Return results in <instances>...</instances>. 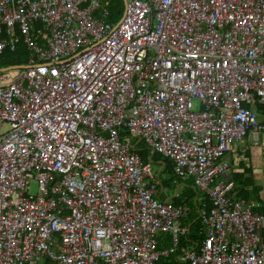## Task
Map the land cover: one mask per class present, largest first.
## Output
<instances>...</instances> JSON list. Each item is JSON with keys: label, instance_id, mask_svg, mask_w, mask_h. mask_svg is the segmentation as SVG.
<instances>
[{"label": "built area", "instance_id": "2783aa9c", "mask_svg": "<svg viewBox=\"0 0 264 264\" xmlns=\"http://www.w3.org/2000/svg\"><path fill=\"white\" fill-rule=\"evenodd\" d=\"M108 5L0 0V55L29 50L0 71V264H264V211L223 161L264 133V0H126L118 24ZM136 139L210 197L196 246Z\"/></svg>", "mask_w": 264, "mask_h": 264}, {"label": "trees", "instance_id": "16d2710c", "mask_svg": "<svg viewBox=\"0 0 264 264\" xmlns=\"http://www.w3.org/2000/svg\"><path fill=\"white\" fill-rule=\"evenodd\" d=\"M105 3L108 2L107 0H103ZM110 7V17L108 19L109 22L113 24H118L121 21V18L124 15L126 3L124 4V7L122 8V1L121 0H114L112 2L109 1ZM28 63V49L26 47V44L24 42H19L17 44L16 50L12 51L9 49H6L1 55H0V70L12 68L16 66L25 65ZM264 107H258V109L262 112ZM134 144L137 146V150L140 153V157L142 160L147 164V162H152L154 165H158V167L161 168L159 181L161 183V188L159 189V193L161 192L162 187L166 186V183L162 179V175L168 176L169 175V182L171 184L183 186L181 183V180H176L174 176L173 171V164L172 161L165 158L164 156L155 153L152 154V152L142 143V141H139V139H136L134 141ZM231 178L227 177L225 180L229 181ZM235 183H238L237 179L235 177L232 178ZM236 185V184H235ZM189 187L191 190H182L179 191L177 196L173 198V203L176 204H188L192 208V213L188 220H185L184 224L185 226H191L192 230V243L188 241H183V245H194L199 242V230L201 227V217L200 212L202 211L203 207H207L208 209H211L213 206V203L210 199V197L205 194L203 191L198 189L194 183L193 179H189ZM237 189V187H236ZM238 191V190H237ZM239 198H245L251 201L252 195L249 194L248 190H246L244 187H241L238 191ZM247 200V201H248ZM253 200V199H252ZM262 209H260L261 211ZM186 240V239H184ZM172 242V239L169 235L162 238L160 240V248H163L164 246H169ZM180 252H178L179 254ZM177 255H173L170 257H161L159 260H157L154 264H186L185 262H181L176 258Z\"/></svg>", "mask_w": 264, "mask_h": 264}, {"label": "crops", "instance_id": "0c3cea01", "mask_svg": "<svg viewBox=\"0 0 264 264\" xmlns=\"http://www.w3.org/2000/svg\"><path fill=\"white\" fill-rule=\"evenodd\" d=\"M28 54H29V50H28ZM223 161L226 162V164H228L230 167V171L226 174L225 178L229 177L231 178V180L229 179V181H233L235 183V181L232 179L233 177H235L238 181V183H235L236 184L235 185L236 196H238V191L239 189H241V187H244L246 190H248L249 194L252 195V197L250 198L251 201H249L248 199L247 201L245 198H239V197L237 198L244 199L247 202H255L258 205L257 210L260 211V209H262L261 212H263L264 211V133L261 135L260 142L258 145H254L253 137L249 134L242 142L236 143L232 147L231 151L225 156ZM153 167L155 169V177L158 183V191H159V189L161 188V183L159 181L161 168L158 167V165H154V164H153ZM168 178H169V175L168 176L162 175V179L166 183V186L162 187L160 193L158 192V197L162 199L163 201L173 203V198L177 196L180 189L174 188L173 184L169 182ZM174 204L180 205L176 203ZM184 205L186 204L184 203ZM211 209H208V210H211ZM191 234H192V231H191ZM167 235H169L172 239L171 244L169 246H164L163 248H160L159 247L160 240L166 237ZM184 239H186L184 236L180 237V246H186L182 244V240L186 242L188 241V239L186 240ZM159 243H158L159 250L173 248L174 247L173 235L169 232L160 233ZM178 252L180 253L178 254ZM173 255H177L176 258L179 261L186 263V261L181 258L180 248L175 249L169 255L161 256V257H170Z\"/></svg>", "mask_w": 264, "mask_h": 264}, {"label": "rangeland", "instance_id": "374dc122", "mask_svg": "<svg viewBox=\"0 0 264 264\" xmlns=\"http://www.w3.org/2000/svg\"><path fill=\"white\" fill-rule=\"evenodd\" d=\"M107 1L112 2L114 0H107ZM121 1H122V8H123L124 7V4L126 3V0H121ZM17 71L18 70L7 71L6 72L7 73V77L9 79H11L12 77H14V75H16ZM195 104H196V107L199 106V102L198 101H196ZM6 131H7V129H4L2 132H6ZM154 174H155V169H154ZM181 183L183 184V186H178V185H175V183H174L173 184V187L176 188V189L177 188L180 189V191H182V190H191V188L189 187V180H186V179L181 180ZM28 193L30 195H34V196H36L38 194V186H37V183L36 182L31 181V183H30V189H29Z\"/></svg>", "mask_w": 264, "mask_h": 264}, {"label": "water", "instance_id": "95a60500", "mask_svg": "<svg viewBox=\"0 0 264 264\" xmlns=\"http://www.w3.org/2000/svg\"><path fill=\"white\" fill-rule=\"evenodd\" d=\"M23 66H16V67H12V68H7V69H3V70H0V71H11V70H18L20 68H22Z\"/></svg>", "mask_w": 264, "mask_h": 264}]
</instances>
